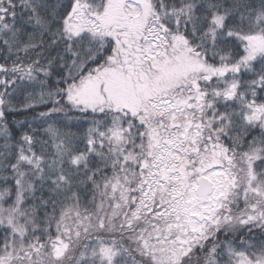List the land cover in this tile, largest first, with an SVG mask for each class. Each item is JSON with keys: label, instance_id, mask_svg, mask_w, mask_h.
Returning <instances> with one entry per match:
<instances>
[{"label": "snow or ice", "instance_id": "1", "mask_svg": "<svg viewBox=\"0 0 264 264\" xmlns=\"http://www.w3.org/2000/svg\"><path fill=\"white\" fill-rule=\"evenodd\" d=\"M0 264H264V0H0Z\"/></svg>", "mask_w": 264, "mask_h": 264}]
</instances>
